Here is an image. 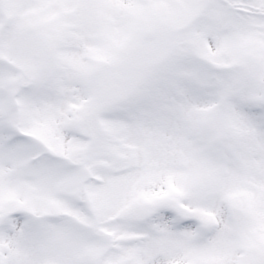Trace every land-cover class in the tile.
<instances>
[{
	"label": "snow or ice",
	"instance_id": "snow-or-ice-1",
	"mask_svg": "<svg viewBox=\"0 0 264 264\" xmlns=\"http://www.w3.org/2000/svg\"><path fill=\"white\" fill-rule=\"evenodd\" d=\"M0 264H264V0H0Z\"/></svg>",
	"mask_w": 264,
	"mask_h": 264
}]
</instances>
